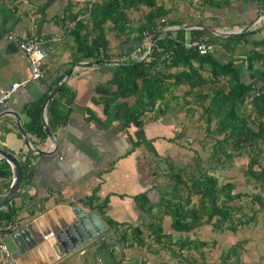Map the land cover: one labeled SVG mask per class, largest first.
<instances>
[{"label":"crops","instance_id":"1","mask_svg":"<svg viewBox=\"0 0 264 264\" xmlns=\"http://www.w3.org/2000/svg\"><path fill=\"white\" fill-rule=\"evenodd\" d=\"M66 2L0 0V91L12 83H20L29 78L27 60L14 42L6 40L7 34L11 33L16 38L33 34L48 41L45 46L47 57L44 62V78L18 88L7 102L8 111L17 115L28 145L36 150L49 151L53 149V145L46 141L45 135L44 138H38L27 132L26 110L45 99L75 64L69 65L72 40L61 28L60 19ZM165 6L169 7L166 1ZM174 14L175 12L168 17L170 21L181 26L198 25V21L175 20ZM256 25L263 30L259 34L263 36L264 19ZM105 38L108 42V53L121 62L140 60V54L148 46L144 42L137 45L132 41H124L123 35L114 38L112 33H107ZM213 56L219 62L229 60V54L218 44H215ZM78 62L93 63L85 60ZM234 66L243 83L259 85L248 78L239 60L234 61ZM111 72V68L105 66L74 68L61 83H64L65 96L59 99L57 88L44 109L43 99L40 105V124L43 112L44 122L56 142L51 154L30 153L22 142L15 120L11 116L0 118V149L10 153L20 165L26 162L30 171L26 181L20 182L17 194L20 193L21 197L12 200L1 211L4 214H13L9 220L16 222V228L33 217H38L41 222L69 220L68 216H73L69 207L80 209L84 215L94 214L97 217L103 230L78 249L56 258L50 264H193L192 261L188 262L194 256L192 247L183 250L179 259L170 254L171 249H177L170 244L183 237V234L170 230L168 217H163L161 221L162 234L170 237V243L167 239L169 246L166 249L156 244L147 246L151 240L149 232L145 230L142 232L143 246H129L127 243L130 242V226L145 227L149 219L158 218L155 208L151 211L148 209L159 201V187L167 183L173 170L184 169L186 177L208 166L212 139L216 137L205 131L203 103L188 95L187 87H171L165 101L157 103L152 112L145 113L140 118L141 127L130 126L123 129L119 123L104 127L100 123L104 120L101 106L92 103L93 88L108 81ZM59 76L61 78L57 81ZM51 100L53 102L49 110ZM56 103L58 106L54 112L67 116L63 124L51 125L48 122V112L53 111L51 107H55ZM244 107L245 116L250 119L264 118V96L245 102ZM135 142L137 145L134 146ZM247 161V157H235L227 164L218 165L214 175L219 182H233L235 193L251 196L256 193L257 185L251 179L246 181L244 177ZM263 162L264 147L259 157L260 165ZM252 171H257L256 165H253ZM10 173L9 185L12 179L11 169ZM6 186L7 180L0 179V198L7 191ZM91 197L94 198L92 206H102L105 218L115 223L119 231L125 230V244L116 243L117 231L109 229L98 213L85 205ZM243 203L246 205L245 212L249 213V208H252L249 197L241 202ZM256 207L255 205L253 209ZM257 214L254 223L246 228L248 233L244 237L245 244L239 257L242 264H264V238H261L264 236V216L259 217ZM262 214L264 215V210ZM94 219L93 217L92 220L95 221ZM92 220L86 219L90 226L93 225ZM8 235L9 233L4 237L8 239ZM210 235L214 236V233L208 226H202L194 234H187L190 240L199 238L200 241H208ZM234 242L235 240L225 248ZM210 250L211 248H207L206 252L202 250L203 255L200 261L197 259V264L204 258L205 264H208L206 255H210ZM8 251H12L10 241ZM183 257L186 258L185 263L181 259ZM11 264H14L13 261Z\"/></svg>","mask_w":264,"mask_h":264},{"label":"trees","instance_id":"2","mask_svg":"<svg viewBox=\"0 0 264 264\" xmlns=\"http://www.w3.org/2000/svg\"><path fill=\"white\" fill-rule=\"evenodd\" d=\"M66 1L60 21L62 30L72 40L69 65L82 60L93 63H123L110 67V79L93 88L92 103L101 106L104 116V120L100 122L102 126L119 123L123 129L130 126L139 128L142 126L140 118L145 113L152 112L157 103L165 101L171 87L185 86L188 95L203 103L205 131L216 137L212 139L208 166L186 177L184 169L173 170L167 183L159 187V201L148 209L151 211L155 208L158 218L149 219L145 227L130 226V242L127 245L143 246L142 232L145 230L149 232L148 237L151 240L147 246L156 244L166 249L170 237L162 234L161 219L168 217L170 230L183 234V237L170 244L177 247L170 252L176 259L182 256L183 250L192 247L194 256L188 262L197 264V259L200 261L202 248H210L211 244L208 246L207 241H200L199 238L190 240L187 234H194L202 226H208L213 233L227 232L237 237L210 264H239L245 242L239 231L253 224L256 213L264 210V162L261 165L259 163L264 147V118L250 119L245 116V109L239 111L245 102H249L248 99L254 92H264V35H259L263 30L255 24L241 34L228 37L215 36L202 30H177L156 37L154 46L143 59L121 62L108 53L106 34L112 33L114 38L123 35L124 41H132L137 45L143 42L148 44L145 40L147 35L152 38L161 30L175 25L181 26L168 18L175 12L172 1L170 0L169 7L165 6V0ZM201 5L205 10L225 12L235 6L240 16L251 9L256 14L253 18L264 13V0H202ZM242 17L226 27L221 26L215 18H199L198 15L195 18L198 19V25L229 32L241 29L251 20L241 21ZM199 36H205L209 43L218 44L230 55L229 60L219 62L213 54L200 56L181 48L179 42ZM144 51L145 48L142 53ZM235 60L241 62L248 78L259 85L241 81L234 66ZM56 94H59V99L65 96L64 83L58 87ZM43 99L26 110L27 132L38 138H44L40 124V105ZM52 102L51 100L49 110ZM54 106L51 107L53 111L48 112V122L51 125L63 124L67 114L55 113L58 103ZM133 145H137V142ZM238 156L247 157L244 177L246 181L251 179L260 188L258 193L251 196L235 193L233 182H219L214 175L218 165L227 164ZM253 165L257 166L256 172L252 171ZM20 167L21 181L24 182L30 171L26 162ZM10 176L8 163L0 159V179L7 180V189ZM248 197L252 206L248 211L250 214L244 211L246 205L241 204ZM93 200L91 197L85 205L96 211L109 229L117 231L116 243L125 244V230L119 231L115 223L105 218L102 206H92ZM255 205L257 207L253 209ZM3 214L0 211L2 222L8 221L13 215ZM181 259L185 263L186 258ZM199 264H205V258Z\"/></svg>","mask_w":264,"mask_h":264},{"label":"water","instance_id":"3","mask_svg":"<svg viewBox=\"0 0 264 264\" xmlns=\"http://www.w3.org/2000/svg\"><path fill=\"white\" fill-rule=\"evenodd\" d=\"M261 19H264V13L257 15L255 18L250 20L245 24L241 29L236 31L223 32L209 28L204 25H182V26H173L166 28L164 30L156 33L148 42L147 49L142 55L143 59L151 50L155 44V39L158 36L173 33L177 30H202L207 33L213 34L215 36L228 37L233 35H238ZM140 59V60H141ZM118 65H123V63L117 62H102V63H75L69 71H67L59 81L58 85L48 93L46 98L43 101L42 109H44L47 101L55 93L56 89L61 85L64 78H67L74 68H84L92 66H105V67H115ZM41 126L46 137V141L53 145L52 150H36L32 149L26 140L25 134L23 133L17 115L14 112L6 111L0 113V118L4 116H11L18 127L19 133L22 138V142L25 148L33 154L45 155L51 154L54 152L56 142L53 138V135L49 132L43 118V112L41 114ZM0 158L4 159L10 166L12 172V179L7 191L0 198V211L3 210L12 200H16L21 197V194L17 191L21 182V167L19 162L13 157L10 153L0 149ZM26 196V194H24ZM70 213L73 216H68L69 220L61 221L55 220L54 222L44 221L41 222L38 217H33L29 219L26 223L19 226L13 230L9 235L8 239L10 241L12 251L10 257L14 264H50L60 258L63 255H66L73 250L78 249L89 239L93 238L95 235L99 234L103 227L100 221L94 214L84 215V212L76 207H69ZM40 210V209H39ZM38 210V211H39ZM38 213V212H36ZM81 215V216H80ZM95 218L93 221L92 218ZM87 218H91L93 225H89L86 221Z\"/></svg>","mask_w":264,"mask_h":264},{"label":"built area","instance_id":"4","mask_svg":"<svg viewBox=\"0 0 264 264\" xmlns=\"http://www.w3.org/2000/svg\"><path fill=\"white\" fill-rule=\"evenodd\" d=\"M160 21L162 22V20ZM150 39V35H147L145 38L147 43ZM6 40L9 42H14L17 46V49L26 58L29 78L26 81L20 83H12L8 86V88L0 91V113L8 111L7 102L18 88L25 86V84L28 82L40 81L44 78V62L47 57L45 46L47 45L48 41L46 39L39 38L33 34H28L22 38H16L15 35L8 33ZM179 44L183 50L194 52L200 56L211 55L215 52V45L209 43L205 36H199L189 41L179 42ZM259 96H264V92H254L248 101L250 102L253 98ZM15 228L16 222L14 220H8L6 222L0 221V240L7 234H5V232H12L15 230ZM100 242L103 241L100 240ZM11 262L12 259L10 257V252L8 251L6 245L0 242V264H11Z\"/></svg>","mask_w":264,"mask_h":264},{"label":"rangeland","instance_id":"5","mask_svg":"<svg viewBox=\"0 0 264 264\" xmlns=\"http://www.w3.org/2000/svg\"><path fill=\"white\" fill-rule=\"evenodd\" d=\"M167 4H170L171 1L173 3V8L175 11V14L173 16H175V20H181V21H186V22H192V21H197L198 19L195 18L196 15L200 16V17H204L203 15H208L211 18H215L218 19L221 26H227V25H231L234 24L235 22H238L240 20V18L242 16V20L241 21H245L248 19H252L256 14L253 10L249 9L247 14H244L242 16H240V14L237 13V7H233L230 9V11H224V10H215V9H203L201 8L202 5V0H165ZM228 12V13H227ZM228 58H230V55L228 56ZM243 109H245V107L243 106L241 110L239 111H243ZM168 181V180H167ZM260 188L257 187V191L256 193H258L260 190ZM245 211V209H244ZM263 211H259L257 216L261 217L264 216ZM163 220V218L161 219V221ZM255 227V226H253ZM247 227H243L241 229V231H239L240 237L243 238V240H245L244 237L247 236ZM254 232V230H253ZM252 232V233H253ZM227 233V232H225ZM209 238H207V243L208 246L210 245L211 250L208 251L209 254H207V260H208V264L211 261L216 260V256H218L220 253H222V251L225 249V247H227L230 243H232L234 240H237V237L231 234L225 235V234H220V233H214V236L210 235L208 236ZM262 239L264 238V236L261 237ZM257 239V238H255ZM264 240V239H263ZM0 242L4 243L6 245V247L9 249V241L7 238L3 237L1 238ZM213 243V244H212ZM245 244V242L243 243V245ZM216 245V246H214ZM209 248V247H207ZM206 247L202 248V250L206 252ZM206 254V253H205ZM264 256V253H263ZM2 260V258H1ZM239 264H242L241 262Z\"/></svg>","mask_w":264,"mask_h":264}]
</instances>
